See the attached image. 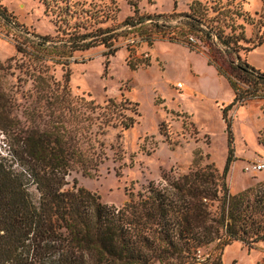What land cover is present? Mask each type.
Here are the masks:
<instances>
[{"label": "rangeland", "instance_id": "374dc122", "mask_svg": "<svg viewBox=\"0 0 264 264\" xmlns=\"http://www.w3.org/2000/svg\"><path fill=\"white\" fill-rule=\"evenodd\" d=\"M3 7L10 14L9 21L0 16L5 117L41 128L63 121L69 115L63 106L73 108L75 99L49 103L44 94L62 84L67 72L72 95L99 105L124 98L137 103L138 115L133 104L126 109L136 118L131 127L110 125L99 136L104 159L98 168L91 175L72 171L66 188L75 178L77 186L120 206L130 192L159 181L164 172L184 173L197 156L202 164L211 161L222 170L229 148L231 192L264 180V83L258 84L253 98L227 111L230 145L222 113L235 94L229 78L241 90L253 86L236 74L233 64L247 62L264 72L250 59L264 45V0H0ZM161 13L166 16L157 19L163 27L158 32L124 24L136 15ZM191 14L199 21L193 27L187 21ZM109 27L118 32L112 44L74 50L62 57L66 63L58 62L51 49ZM220 35L229 37L234 47H225ZM8 143L0 131V155L9 152ZM257 164L262 168H251ZM221 259L222 264L264 263V240L252 247L233 241L224 247Z\"/></svg>", "mask_w": 264, "mask_h": 264}, {"label": "trees", "instance_id": "16d2710c", "mask_svg": "<svg viewBox=\"0 0 264 264\" xmlns=\"http://www.w3.org/2000/svg\"><path fill=\"white\" fill-rule=\"evenodd\" d=\"M0 16L10 20L5 7ZM164 16L136 15L124 24L158 32L163 27L157 19ZM187 19L192 27L199 23L192 14ZM116 29L98 28L96 33H84L51 49L58 62L66 63L62 57L74 50L112 44ZM219 37L225 47H234L229 37ZM232 68L253 86L241 90L229 78L235 94L222 109L229 145L232 132L227 111L253 98L258 84L264 83V72L247 62ZM68 80L67 72L65 81L48 88L44 96L49 103L65 104L73 98L76 103L73 108L63 106L69 110L63 121L43 128L21 126L5 117L0 94V131L9 140V152L0 155V264H222V251L233 241L252 247L264 240V180L231 192L232 148L222 170L211 161L202 164L197 156L184 173L164 172L159 181L130 192L120 206L77 186L75 178L72 187L66 188L72 171L91 175L102 163L99 136L105 127H131L136 118L126 113L128 104L138 115L137 103L127 98L99 105L72 95ZM39 81L45 82L44 77Z\"/></svg>", "mask_w": 264, "mask_h": 264}, {"label": "crops", "instance_id": "0c3cea01", "mask_svg": "<svg viewBox=\"0 0 264 264\" xmlns=\"http://www.w3.org/2000/svg\"><path fill=\"white\" fill-rule=\"evenodd\" d=\"M256 56L257 59H255ZM250 59L253 65H255V67L264 70V45L260 46L255 51H253L251 53Z\"/></svg>", "mask_w": 264, "mask_h": 264}, {"label": "built area", "instance_id": "2783aa9c", "mask_svg": "<svg viewBox=\"0 0 264 264\" xmlns=\"http://www.w3.org/2000/svg\"><path fill=\"white\" fill-rule=\"evenodd\" d=\"M180 85L181 84L178 83V86H180ZM249 168H250L249 166H246V169H249ZM251 168L254 169V170H259V169L262 168V164L252 165Z\"/></svg>", "mask_w": 264, "mask_h": 264}]
</instances>
